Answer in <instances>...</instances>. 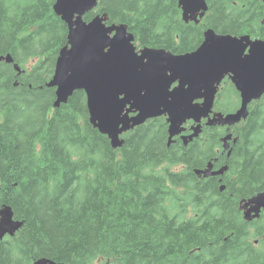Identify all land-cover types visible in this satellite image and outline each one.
<instances>
[{"label": "trees", "instance_id": "16d2710c", "mask_svg": "<svg viewBox=\"0 0 264 264\" xmlns=\"http://www.w3.org/2000/svg\"><path fill=\"white\" fill-rule=\"evenodd\" d=\"M55 2L0 0V56L25 70L18 76L0 66V209L11 206L25 224L0 242V264H264V215L247 222L240 210L243 199L264 192V99L233 128L230 157L221 143L226 128L168 147L165 118L125 134L114 150L91 125L84 91L54 109L55 90L45 88L68 43ZM96 14L127 25L138 48L180 55L203 41L201 31L178 28L161 0H102L85 19ZM238 105L228 83L216 110ZM210 162L228 172L198 178L194 171Z\"/></svg>", "mask_w": 264, "mask_h": 264}, {"label": "water", "instance_id": "95a60500", "mask_svg": "<svg viewBox=\"0 0 264 264\" xmlns=\"http://www.w3.org/2000/svg\"><path fill=\"white\" fill-rule=\"evenodd\" d=\"M99 1L56 0L53 6L56 16L68 26V44L60 50L55 74L46 84L56 89L54 108L67 105L75 92L85 91L90 123L110 139L113 149L125 145L124 134L162 116H168V146L176 137L188 145L200 137L203 120H207V127H227L221 141L230 157L231 142L236 143L231 128L247 120L249 105L264 95V42L209 30L201 46L191 53L175 55L152 48L138 52L126 25L108 26L107 14L85 20ZM190 3L183 0L188 13L196 12L199 8H189ZM3 62L15 63L11 55L0 56V64ZM14 68L22 73L19 65ZM226 77L239 91L241 105L225 115L214 112V107ZM188 121L194 122L192 134L184 136ZM228 169L215 170L210 162L206 169L195 170V175L208 179L224 176ZM224 190L222 186L220 191ZM240 210L247 222L258 220L264 210V192L243 199ZM23 226L15 220L13 208L4 205L0 210V242L16 236ZM34 264L64 263L40 259Z\"/></svg>", "mask_w": 264, "mask_h": 264}, {"label": "flooded vegetation", "instance_id": "af4514ba", "mask_svg": "<svg viewBox=\"0 0 264 264\" xmlns=\"http://www.w3.org/2000/svg\"><path fill=\"white\" fill-rule=\"evenodd\" d=\"M204 1L207 9H204L203 0H191L189 8L199 9L194 13L189 12L186 16L182 0H161V5L174 14L176 26L201 31L203 39L205 31L209 29L239 28L244 31L243 35H250L253 39L264 42V0Z\"/></svg>", "mask_w": 264, "mask_h": 264}, {"label": "rangeland", "instance_id": "374dc122", "mask_svg": "<svg viewBox=\"0 0 264 264\" xmlns=\"http://www.w3.org/2000/svg\"><path fill=\"white\" fill-rule=\"evenodd\" d=\"M33 65H34V63L32 61H30V62H26L25 67H26V69H31V68H33ZM96 264H101V263H96Z\"/></svg>", "mask_w": 264, "mask_h": 264}, {"label": "bare ground", "instance_id": "6f19581e", "mask_svg": "<svg viewBox=\"0 0 264 264\" xmlns=\"http://www.w3.org/2000/svg\"><path fill=\"white\" fill-rule=\"evenodd\" d=\"M223 167H225V166H223ZM223 167H222V168H223ZM226 173H227V172H226ZM226 173H225V174H226Z\"/></svg>", "mask_w": 264, "mask_h": 264}]
</instances>
